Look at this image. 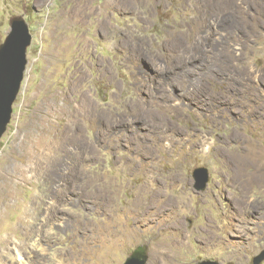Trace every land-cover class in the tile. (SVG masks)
Wrapping results in <instances>:
<instances>
[{
    "label": "rangeland",
    "instance_id": "1",
    "mask_svg": "<svg viewBox=\"0 0 264 264\" xmlns=\"http://www.w3.org/2000/svg\"><path fill=\"white\" fill-rule=\"evenodd\" d=\"M16 19L31 39L0 138V264H123L139 250L145 264H254L264 0H0V44ZM183 54L184 84L153 82Z\"/></svg>",
    "mask_w": 264,
    "mask_h": 264
},
{
    "label": "water",
    "instance_id": "2",
    "mask_svg": "<svg viewBox=\"0 0 264 264\" xmlns=\"http://www.w3.org/2000/svg\"><path fill=\"white\" fill-rule=\"evenodd\" d=\"M31 36L28 26L22 19L12 20L10 31L0 44V138L6 131L12 114V106L24 78L27 64L26 51ZM209 173L204 167L193 171V179L197 190L203 189L208 183ZM264 258L261 253L254 259L258 264ZM144 252L139 250L125 260L123 264H145ZM198 264H217L214 261H202Z\"/></svg>",
    "mask_w": 264,
    "mask_h": 264
},
{
    "label": "trees",
    "instance_id": "3",
    "mask_svg": "<svg viewBox=\"0 0 264 264\" xmlns=\"http://www.w3.org/2000/svg\"><path fill=\"white\" fill-rule=\"evenodd\" d=\"M220 29H222V31H224L225 36L230 35L231 33L233 34V31L235 30L233 28V24H226L223 23L222 26H220ZM192 31V28L190 27L189 29H185L186 33H189ZM179 40V38H177V41ZM200 48L201 45L199 43H197V41H192L191 44L188 47V50L191 52V54L195 57V55L200 56ZM184 54L187 55L185 49L184 51H182ZM184 54L181 55L182 57H177L174 60H171L170 62L168 61V70H166L165 72H162L161 75H159L158 73H153L155 76V79L153 80V82H156V80L159 78L165 82V81H172V80H177L178 82L182 80V84H184L185 80L183 81V78H186L184 75H182V70L180 69L181 67H183V58H184ZM196 56V57H198ZM177 64H180L181 67H177ZM197 66H195L194 68H196ZM182 72V73H181ZM206 81H211L210 78H207ZM173 89H175V87H172Z\"/></svg>",
    "mask_w": 264,
    "mask_h": 264
}]
</instances>
